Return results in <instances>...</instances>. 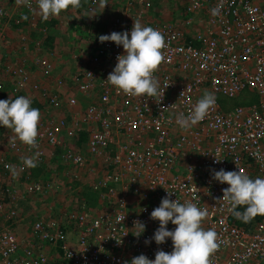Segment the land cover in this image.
Here are the masks:
<instances>
[{
    "label": "built area",
    "instance_id": "built-area-1",
    "mask_svg": "<svg viewBox=\"0 0 264 264\" xmlns=\"http://www.w3.org/2000/svg\"><path fill=\"white\" fill-rule=\"evenodd\" d=\"M99 1L88 0L91 14ZM116 1L120 11L104 35L128 31L130 37L138 19L165 36V61L155 73L161 92L156 99L160 101L117 92L107 78L125 50L113 41L99 40L87 65L75 75L81 92L89 98L79 115L40 120L35 149L6 131L5 150L23 154L16 165L22 172L30 170L24 166V158L38 154L37 163H41L49 146L63 150L66 164L88 171L91 160L96 159L103 171L91 181L103 204L98 212L83 206L63 208L58 218L37 217L32 224L34 236L60 253L54 264H130L141 254L154 260L159 250L173 251L171 238L159 245L152 239L160 224L150 215L169 191L175 192L172 200H191L208 210L203 227L214 229L221 241L211 264H264V218L252 227L234 222L230 204L223 199V189L230 185L214 179V171L221 169L240 170L252 179L254 174H264V0H186L190 16L178 25L149 20L147 11L153 0ZM12 3L18 9L16 15L0 2V35L2 24L13 19L21 25L25 21L35 28L40 25L37 12L17 5L16 0ZM32 5L37 7L36 0ZM214 8L219 9L216 15ZM36 44L32 64L44 74L52 73L55 63L38 53L42 43ZM0 65L12 79L9 91L15 98L23 95L32 100V91L53 107L62 105L57 90L62 78L50 86L33 81L31 66L19 55L0 56ZM4 89L0 80V91ZM206 92L214 96V106L195 126L181 128L178 114L187 116ZM246 92L257 100L228 107L219 98L220 94L236 98ZM66 98L70 106L77 103L74 96ZM64 130L84 139L85 150L69 143ZM218 151L219 163L214 157ZM0 163L9 167L5 154ZM1 178L0 217L9 222L0 225V264H53L48 252L32 241H23L9 225L17 216L19 191L4 186ZM49 186L46 179L39 178L29 182L25 191L43 192ZM136 221L146 226L140 236L135 235ZM176 227L171 222L167 225L169 230Z\"/></svg>",
    "mask_w": 264,
    "mask_h": 264
},
{
    "label": "rangeland",
    "instance_id": "rangeland-1",
    "mask_svg": "<svg viewBox=\"0 0 264 264\" xmlns=\"http://www.w3.org/2000/svg\"><path fill=\"white\" fill-rule=\"evenodd\" d=\"M0 2L6 3L8 9L13 11L14 15L17 14L18 9L15 11L12 0H0ZM103 2L107 4L105 8L101 7L100 0L97 11L91 14L88 11V0H82L80 8H70L68 11H62L59 17H52L47 20L56 19L58 24L54 26H49L42 17L39 20V28L29 26L26 21L22 25L18 24L14 19L9 24L6 22L2 24L4 32L0 35V56H7L8 58L10 56L11 58L13 55H19L22 57L31 66L35 74L33 81L41 80L43 85H54L58 78L63 79L62 86H56L63 99L62 105L58 108L49 105L47 101L39 97L38 93L29 91L33 95L32 106L41 112V120L46 121L53 115L66 116L70 119L79 115L84 109L83 106L89 102L88 96L81 92L79 80L75 75L87 65L86 59L92 53L90 49L96 46H93L94 44H98L96 39L99 40L100 35L106 33L111 21L120 11V3L115 0H103ZM185 2L186 0H153L152 8L147 11L148 18L154 21L169 20L171 16L177 19L184 18L182 11ZM41 28H44L43 32H41ZM189 30L193 31V26ZM47 34H52L55 39L46 42ZM22 35L26 39L22 38ZM37 41L42 43V48H38V53L46 54L55 63V69L50 74L42 73L32 64L31 58L37 51V46L35 47ZM22 46H26L27 49ZM0 80L5 84V89L0 91V99L7 100L11 97L14 100L15 97L9 91L12 79L4 72L3 65H0ZM1 93H5V96ZM68 95L76 97L77 103L74 106L68 105L66 101ZM219 98L228 107L233 106V103L238 99V97L231 98L222 94L219 95ZM7 130L10 129L0 125V157L5 154L7 161H9V167H4V163H0V178L7 174L1 178V182L4 186H12L18 189L20 197L17 216L12 220L13 224L9 223V225L13 227V230L23 241H32L39 248L48 252L52 259H59V252H55L48 243L34 236L32 224L37 217L45 220L52 217L58 218L63 208L83 209L85 206L93 213L98 212L103 204L100 205L99 193L93 184L91 185V181L103 173L100 162L96 159L91 160V169L86 171L72 164H66L61 157L63 150L60 147L54 149L49 146L47 147V158L43 162L37 163L36 167L30 168L27 172H22L16 165H18L17 162L21 160L23 154L15 156L5 150ZM63 133L69 143L76 146L80 151L85 150L84 139L71 135L66 130ZM12 165L17 169L15 174L10 169ZM75 174H79V177H76ZM82 176L87 179L84 180ZM257 177L264 178V174L253 175V179ZM39 178L46 179L50 186L43 192L25 191L29 182ZM8 222L0 217V225Z\"/></svg>",
    "mask_w": 264,
    "mask_h": 264
},
{
    "label": "clouds",
    "instance_id": "clouds-1",
    "mask_svg": "<svg viewBox=\"0 0 264 264\" xmlns=\"http://www.w3.org/2000/svg\"><path fill=\"white\" fill-rule=\"evenodd\" d=\"M16 3L37 12L45 21L59 17L62 11L82 6V0H36L35 9L32 0H16ZM106 5L101 0L103 9ZM218 12V8L212 9L213 15ZM99 40L101 43L113 41L117 46L122 45L125 50V54L117 57L118 63L107 78L117 92L134 97L154 98L159 102L160 100L156 98L161 92L155 73L165 61L164 50L168 46L165 36L157 29L142 25L137 19L134 20L130 37L128 31L123 33L114 31L110 35H100ZM214 104V96L206 92L187 116L184 113L178 114L177 123L183 129H190L206 117ZM40 120L41 112L32 106L30 98L21 95L14 100L11 97L7 100L0 99V125L14 132L15 138L28 145L30 149L38 148ZM214 157L217 163L222 161L219 151ZM37 159L38 154L26 157L23 164L34 168L37 166ZM10 169L14 174L17 171L13 166H10ZM214 179L230 185L223 189V199L230 204L228 211L238 219L249 222L257 215H264V178L252 179L240 170L237 172L221 169L214 171ZM167 192L168 195L162 198L160 206L150 214L151 218L158 220L160 224L152 239L159 245L165 243L167 238H171L173 251L169 253L159 250L154 260L141 254L133 257L130 264H211V257L219 250L221 241L214 229L206 230L203 227V222L209 216L208 210L198 207L197 203L191 200L184 203L178 198L172 200L171 196L175 192ZM240 206H245L243 212L237 211ZM169 222L177 225L175 230L167 228ZM135 227L138 229L135 235L140 236L146 226L136 221Z\"/></svg>",
    "mask_w": 264,
    "mask_h": 264
},
{
    "label": "trees",
    "instance_id": "trees-1",
    "mask_svg": "<svg viewBox=\"0 0 264 264\" xmlns=\"http://www.w3.org/2000/svg\"><path fill=\"white\" fill-rule=\"evenodd\" d=\"M48 22V25H54L56 23L55 19H51ZM178 25V23H177ZM47 41H51L52 39H54V36L52 34H48L47 35ZM3 96H5V93H1ZM237 98V97H236ZM257 100V97L255 95H253L252 93H242L240 96H238V99L236 100V102L233 103V105H237L239 103L242 104H248L251 102H254ZM223 102V101H222ZM224 103V102H223ZM224 106H226V103H224ZM245 210V206H240L239 207V212H243ZM264 215H257L256 217H254L252 220H250L249 222H244L242 219H238L235 215L233 216V221L236 222L237 224L246 226V227H252L255 225L256 222H258L259 220L263 219Z\"/></svg>",
    "mask_w": 264,
    "mask_h": 264
},
{
    "label": "crops",
    "instance_id": "crops-1",
    "mask_svg": "<svg viewBox=\"0 0 264 264\" xmlns=\"http://www.w3.org/2000/svg\"><path fill=\"white\" fill-rule=\"evenodd\" d=\"M116 1V0H115ZM116 2H118V1H116ZM119 3V2H118ZM186 6H187V4H186V2L184 3V10L182 11V13H183V17H189L190 16V14H188V11H187V8H186ZM86 7V6H85ZM120 7H121V5H120ZM182 7H183V5H182ZM86 9V8H85ZM54 19V18H53ZM182 19V18H181ZM181 19L179 18V19H177V18H175V17H172L171 16V18L169 19V20H165V21H160V22H170V23H179L180 21H181ZM56 20V19H55ZM178 21V22H177ZM55 24H58L57 22L55 23ZM54 24V25H55ZM53 25V26H54ZM48 35V34H47ZM47 35H46V37H47ZM97 38V37H96ZM54 39H55V37H54ZM98 42H99V40H98V38L96 39ZM97 42V43H98ZM96 44H94L93 46H95ZM94 50V48H91L90 49V52H92ZM12 155L14 154L15 156L17 155V153H15V152H10ZM56 262V259H53V264Z\"/></svg>",
    "mask_w": 264,
    "mask_h": 264
}]
</instances>
